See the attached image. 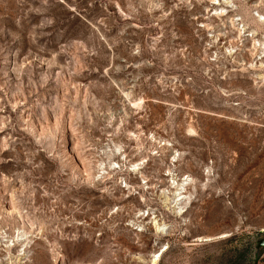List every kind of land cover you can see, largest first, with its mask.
<instances>
[{
  "label": "rangeland",
  "instance_id": "374dc122",
  "mask_svg": "<svg viewBox=\"0 0 264 264\" xmlns=\"http://www.w3.org/2000/svg\"><path fill=\"white\" fill-rule=\"evenodd\" d=\"M263 228L264 0H0V264H264Z\"/></svg>",
  "mask_w": 264,
  "mask_h": 264
},
{
  "label": "bare ground",
  "instance_id": "6f19581e",
  "mask_svg": "<svg viewBox=\"0 0 264 264\" xmlns=\"http://www.w3.org/2000/svg\"><path fill=\"white\" fill-rule=\"evenodd\" d=\"M41 233V232H40ZM221 236H223V234L221 235ZM213 237H211V236H204V237H199L197 240H202V241H210L211 239H212ZM159 255V254H158ZM161 255V254H160ZM159 255V256H160ZM154 261V260H153ZM152 264H154V263H152Z\"/></svg>",
  "mask_w": 264,
  "mask_h": 264
},
{
  "label": "water",
  "instance_id": "95a60500",
  "mask_svg": "<svg viewBox=\"0 0 264 264\" xmlns=\"http://www.w3.org/2000/svg\"><path fill=\"white\" fill-rule=\"evenodd\" d=\"M259 232L263 233V232H264V228H263V229H260ZM258 246H259V247H264V237L261 238V239L258 241Z\"/></svg>",
  "mask_w": 264,
  "mask_h": 264
},
{
  "label": "built area",
  "instance_id": "2783aa9c",
  "mask_svg": "<svg viewBox=\"0 0 264 264\" xmlns=\"http://www.w3.org/2000/svg\"><path fill=\"white\" fill-rule=\"evenodd\" d=\"M252 264H262V262L260 261V258L255 260Z\"/></svg>",
  "mask_w": 264,
  "mask_h": 264
}]
</instances>
